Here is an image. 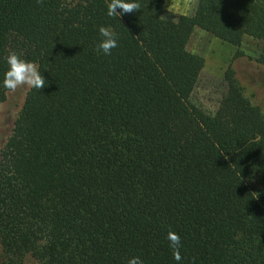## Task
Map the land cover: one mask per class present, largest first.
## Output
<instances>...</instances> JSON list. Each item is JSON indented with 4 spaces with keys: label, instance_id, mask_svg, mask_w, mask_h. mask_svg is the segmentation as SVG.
<instances>
[{
    "label": "trees",
    "instance_id": "16d2710c",
    "mask_svg": "<svg viewBox=\"0 0 264 264\" xmlns=\"http://www.w3.org/2000/svg\"><path fill=\"white\" fill-rule=\"evenodd\" d=\"M108 3L0 0V82L11 51L48 82L0 151L1 264H264V111L232 67L216 112L196 105L205 58L188 48L195 28L264 41V0H197L177 20L165 0L120 18Z\"/></svg>",
    "mask_w": 264,
    "mask_h": 264
},
{
    "label": "rangeland",
    "instance_id": "374dc122",
    "mask_svg": "<svg viewBox=\"0 0 264 264\" xmlns=\"http://www.w3.org/2000/svg\"><path fill=\"white\" fill-rule=\"evenodd\" d=\"M197 0H165L163 16L177 20L181 15L194 14ZM192 52L205 58V66L192 93L191 100L210 114H214L228 93L226 71L232 67L244 87L246 96L264 111V66L257 61L264 52V41L246 36L241 46H235L212 33L195 28L188 43ZM30 88L8 92L0 104V151L14 128L19 111ZM0 242V264L3 259ZM26 264H33L30 260Z\"/></svg>",
    "mask_w": 264,
    "mask_h": 264
},
{
    "label": "clouds",
    "instance_id": "9594fccd",
    "mask_svg": "<svg viewBox=\"0 0 264 264\" xmlns=\"http://www.w3.org/2000/svg\"><path fill=\"white\" fill-rule=\"evenodd\" d=\"M120 9L121 11H117ZM141 10L140 0H109L107 4V16L115 18L121 17L124 14L134 13ZM100 40L96 45V51L104 55H111L112 49L118 47V35L111 26L99 27ZM8 65L3 74V80L0 86L16 92L17 89L28 87L32 89L42 90L46 87L47 80L40 71L38 63L32 60L25 59L22 54L16 51H11L6 59ZM168 240L170 247L175 252V259L179 262L181 256L179 250L181 248V238L179 234L169 232ZM128 264H144V261L139 256H133L128 260Z\"/></svg>",
    "mask_w": 264,
    "mask_h": 264
}]
</instances>
